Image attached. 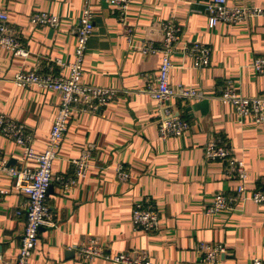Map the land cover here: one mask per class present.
Wrapping results in <instances>:
<instances>
[{"label":"crops","instance_id":"1","mask_svg":"<svg viewBox=\"0 0 264 264\" xmlns=\"http://www.w3.org/2000/svg\"><path fill=\"white\" fill-rule=\"evenodd\" d=\"M210 1L130 0L121 19L106 0H91L94 30L87 41L81 82L112 87L120 94L95 112L78 110L69 119L53 174L72 175L70 160L84 149L91 151V160L86 175L73 186L51 182L46 202L54 225L40 227L30 264H115L101 257L80 258L77 247L92 236L111 254L146 250L154 264H202L195 249L202 241L224 244L222 264L264 259V203L245 198L234 209L213 215L203 209L213 194L231 193L237 183L225 162L204 157V144L216 137L245 163V186L264 188V124L241 117L232 104L219 99L226 86L240 96H264V73L251 66L253 58L264 53V13L210 27ZM228 4L264 11V0ZM83 6L84 0H0L28 50V55L17 56L0 48V113L32 133L36 152L46 148L61 94L35 85L18 87L12 77L19 70L66 76ZM40 10L60 16L56 30L29 22L30 14ZM168 21L181 29L170 84L177 92L195 88L198 95L174 100L189 120V131L159 139L157 103L142 90L147 76L158 69L160 55L142 53L128 43V36L135 46L148 38L157 43L161 24ZM192 43L211 48L207 66H193L185 48ZM0 152L7 164L21 165L22 147L1 132ZM118 164L130 173L125 182L116 178ZM0 187L8 191L0 198V264H9L18 254L24 216L16 210L26 196L12 186L7 172L0 174ZM140 200L159 212L155 233L132 230V206Z\"/></svg>","mask_w":264,"mask_h":264},{"label":"built area","instance_id":"2","mask_svg":"<svg viewBox=\"0 0 264 264\" xmlns=\"http://www.w3.org/2000/svg\"><path fill=\"white\" fill-rule=\"evenodd\" d=\"M118 12V18L123 19L130 0H106ZM208 25L215 26L219 22L236 23L250 16L264 13L258 6H232L228 0H211L207 3ZM29 22L33 25L56 28L60 19L57 15L47 11H36L30 14ZM161 36L157 43L144 39L137 46L142 53L160 55L158 69L147 76L143 92L157 103V135L159 139L181 136L190 129L189 120L182 114L174 100L197 98L195 88H185L177 92L170 84L169 76L173 67L172 56L180 39L181 29L173 22L161 24ZM94 30L91 0H84L82 16L74 27L75 45L72 60L66 65L57 60L59 65L68 68V74L56 75L53 72H38L19 70L13 77V83L22 88L38 86L59 91L61 100L57 114L52 123L48 143L42 152H36L32 147L33 135L21 123L16 122L0 113V132L3 136L13 140L22 147L21 165H8L0 152V174L7 172L12 186L24 193L25 201L16 210L17 215L24 216V227L20 237V245L16 259L9 264H30L29 259L38 240L41 226H53L54 221L46 202L48 189L53 180L59 181L64 187L73 186L78 179L84 177L88 171L92 153L84 149L70 164L73 174L54 175L52 164L57 157L62 140L67 130L69 119L74 112L88 110L95 112L107 106L119 94L120 90L102 85L85 84L81 82L84 71V56L87 41ZM0 48L10 50L14 55L26 56L28 50L20 41V36L9 24L7 12L0 8ZM186 53L192 58L194 67H204L210 63L211 48L201 43L185 46ZM251 66L256 73H264V53L255 56ZM219 99L232 104L238 115L249 116L255 122L264 124V96L244 97L238 95L230 86H226ZM206 160H220L225 162L227 172L236 180V186L231 193L217 191L204 206L206 215H213L218 211L234 209L237 203L245 198L257 204L264 203V188L249 190L244 182L247 178L245 163L235 156L232 147L221 138L208 140L203 147ZM116 178L125 182L130 173L118 164L115 170ZM8 193L0 187V198ZM159 212L145 200L137 201L132 206L131 227L137 232L155 233L159 228ZM199 261L202 264H222L220 257L226 252L224 244L219 242H199L196 247ZM80 258L93 260L101 257L115 264H154L148 251L142 249L125 250L115 254L109 253L97 237H89L77 247ZM251 264H264V259L255 257Z\"/></svg>","mask_w":264,"mask_h":264},{"label":"rangeland","instance_id":"3","mask_svg":"<svg viewBox=\"0 0 264 264\" xmlns=\"http://www.w3.org/2000/svg\"><path fill=\"white\" fill-rule=\"evenodd\" d=\"M52 13V12H51ZM54 14V13H53ZM55 15H57V14H55ZM58 16V15H57ZM59 17V19H61L60 18V16H58ZM61 21V20H60ZM59 25H60V23H59ZM59 27V26H58ZM58 27H56V28H54L55 30L58 28ZM52 28V27H51ZM57 61V60H56ZM2 115H4V114H2ZM214 195V194H213Z\"/></svg>","mask_w":264,"mask_h":264},{"label":"water","instance_id":"4","mask_svg":"<svg viewBox=\"0 0 264 264\" xmlns=\"http://www.w3.org/2000/svg\"><path fill=\"white\" fill-rule=\"evenodd\" d=\"M9 165V164H8Z\"/></svg>","mask_w":264,"mask_h":264}]
</instances>
